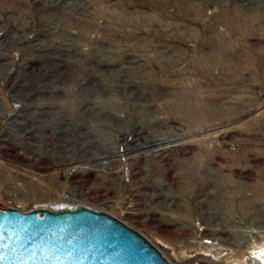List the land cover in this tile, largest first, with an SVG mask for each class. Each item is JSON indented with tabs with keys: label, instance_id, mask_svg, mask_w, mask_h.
<instances>
[{
	"label": "rangeland",
	"instance_id": "374dc122",
	"mask_svg": "<svg viewBox=\"0 0 264 264\" xmlns=\"http://www.w3.org/2000/svg\"><path fill=\"white\" fill-rule=\"evenodd\" d=\"M78 205L264 264V0H0V208Z\"/></svg>",
	"mask_w": 264,
	"mask_h": 264
},
{
	"label": "water",
	"instance_id": "95a60500",
	"mask_svg": "<svg viewBox=\"0 0 264 264\" xmlns=\"http://www.w3.org/2000/svg\"><path fill=\"white\" fill-rule=\"evenodd\" d=\"M0 264H173L113 214L75 208H0Z\"/></svg>",
	"mask_w": 264,
	"mask_h": 264
},
{
	"label": "built area",
	"instance_id": "2783aa9c",
	"mask_svg": "<svg viewBox=\"0 0 264 264\" xmlns=\"http://www.w3.org/2000/svg\"><path fill=\"white\" fill-rule=\"evenodd\" d=\"M79 206V205H78ZM78 206H71V207H66V208H75V207H78ZM49 209H52V208H49ZM100 210H103V209H100ZM105 211V210H104Z\"/></svg>",
	"mask_w": 264,
	"mask_h": 264
},
{
	"label": "snow or ice",
	"instance_id": "6c2138e0",
	"mask_svg": "<svg viewBox=\"0 0 264 264\" xmlns=\"http://www.w3.org/2000/svg\"><path fill=\"white\" fill-rule=\"evenodd\" d=\"M2 259H4V257L3 256H0V260H2Z\"/></svg>",
	"mask_w": 264,
	"mask_h": 264
},
{
	"label": "bare ground",
	"instance_id": "6f19581e",
	"mask_svg": "<svg viewBox=\"0 0 264 264\" xmlns=\"http://www.w3.org/2000/svg\"><path fill=\"white\" fill-rule=\"evenodd\" d=\"M42 207H46V206H42Z\"/></svg>",
	"mask_w": 264,
	"mask_h": 264
}]
</instances>
